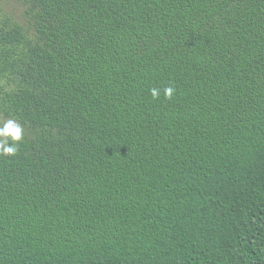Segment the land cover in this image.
I'll return each instance as SVG.
<instances>
[{
    "label": "trees",
    "instance_id": "obj_1",
    "mask_svg": "<svg viewBox=\"0 0 264 264\" xmlns=\"http://www.w3.org/2000/svg\"><path fill=\"white\" fill-rule=\"evenodd\" d=\"M6 119L0 264H264V0H0Z\"/></svg>",
    "mask_w": 264,
    "mask_h": 264
},
{
    "label": "clouds",
    "instance_id": "obj_2",
    "mask_svg": "<svg viewBox=\"0 0 264 264\" xmlns=\"http://www.w3.org/2000/svg\"><path fill=\"white\" fill-rule=\"evenodd\" d=\"M150 95L158 99L161 95L159 88H151ZM175 92L172 85L163 88V95L170 99ZM23 138V127L14 119L0 120V156H14L18 152L19 142Z\"/></svg>",
    "mask_w": 264,
    "mask_h": 264
}]
</instances>
